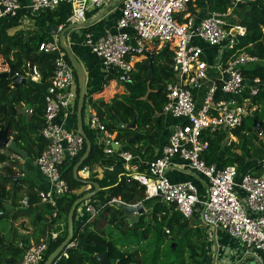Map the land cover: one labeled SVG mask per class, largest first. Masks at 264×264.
I'll return each mask as SVG.
<instances>
[{
    "label": "built area",
    "instance_id": "1",
    "mask_svg": "<svg viewBox=\"0 0 264 264\" xmlns=\"http://www.w3.org/2000/svg\"><path fill=\"white\" fill-rule=\"evenodd\" d=\"M111 1L0 0V23L13 19L22 22L28 15H39L65 3L71 5L72 10L66 24L75 23L93 7H102ZM255 1L234 0L226 11L220 12L210 11L208 0H119L121 14L116 28L99 36L87 32L84 43L102 59L108 79L114 78L119 83L132 81L136 60L140 55L152 52L149 45L155 52L164 46L173 50V78L166 84L167 101L163 113L175 118L177 123L166 142L160 145L158 156L145 160L142 155L135 154L136 151L121 148L123 141L118 132L107 127L103 118L91 110L92 105L88 106V126L95 131L105 154L117 156L121 169L146 186L145 199L162 200L185 218L196 215L204 225L222 229L241 243L264 252V157L255 159L260 170L254 171L242 172L237 164L208 163L203 153L209 143L202 139L204 130L215 131L222 126L230 130L242 126L246 117L258 108L252 97L258 95L264 86L260 77L250 80L244 71L248 64L260 58L235 49L247 28L228 21L238 6ZM201 10H206L207 14L198 20ZM62 27L60 25V29ZM200 42L219 48L217 63L207 59L209 53ZM39 49L55 55V69L45 97L44 126L41 129L47 145L35 160L47 187L37 190V194L41 202L54 208L55 217L59 198L71 192L60 166L67 159L74 160L80 155L85 139L59 118L61 114L70 115L78 98L74 67L68 61L66 51L58 37L43 40ZM229 51L233 52L223 60ZM30 68L33 81L36 76L41 78L36 66ZM106 85L107 82L102 88ZM94 96L89 92V97ZM26 111L31 113L32 108ZM232 137L235 136L230 133V139ZM14 158H18L17 155ZM176 158L183 159L189 168L206 179L204 195L192 181L174 182L170 179L167 172ZM143 166L145 170H141ZM114 167L108 166L110 170ZM90 173L89 166L81 169V174L86 177ZM120 201L127 203L119 197H113L110 203ZM28 204L29 196H26L21 205ZM79 209V214L86 213L89 218L98 213L97 206L89 202ZM166 231L171 232L170 228ZM58 235L53 223L47 237L39 242H20L24 248L20 264H43L49 239H57ZM77 245L78 241L72 240L67 248ZM64 255L69 256L67 252Z\"/></svg>",
    "mask_w": 264,
    "mask_h": 264
},
{
    "label": "trees",
    "instance_id": "2",
    "mask_svg": "<svg viewBox=\"0 0 264 264\" xmlns=\"http://www.w3.org/2000/svg\"><path fill=\"white\" fill-rule=\"evenodd\" d=\"M233 1L208 0L209 9L223 12L232 5ZM93 14H88V16L92 17ZM235 14L236 17L240 14L238 21L235 18H228L229 21L247 28L246 34L240 36L235 49L245 50L260 58L259 61L248 64L244 74L250 80L260 77L264 86V0L242 4L236 8ZM62 22L64 21L59 20L55 23L59 25ZM20 24L19 19L0 23V55L7 62L14 63L16 71L27 77L32 70L30 63L36 66L41 74V85L28 80L26 83L13 86L10 78H0V126H9V135L13 137L12 143L3 146L2 149L36 157L47 145L41 129L44 126L45 97L55 69V55L39 49L40 42L51 37L50 32L39 30L44 24L36 22L39 27L35 31L18 29L13 34L8 33L9 29ZM149 48L152 52L147 53L146 58L136 63V70L132 72V81L121 83L125 86L122 93H117L108 100L106 96L114 92L115 82H112L106 92L102 89L101 98H97L99 95L94 97L86 95L83 111V117H85L87 107L92 105L107 127L118 132V137L126 143L124 149L136 151L135 154H142L147 160L153 158L162 141V131L165 129L166 122V115L163 113V107L167 101L166 84L173 78L171 67L173 50L168 46H164L157 52L154 51L152 45H149ZM232 52L224 54L223 60H226ZM66 57L73 66L68 55ZM74 71L77 93H79L75 68ZM252 101L258 105V108L246 117L242 126L230 130L223 126L215 131L204 130L202 139L209 143V147L203 156L208 163L222 159L218 161L220 165L237 164L242 172L248 169L260 170L255 159L263 157L261 149L264 148V87L258 95L252 97ZM77 103L76 100L73 111L75 130H77ZM22 104L31 107L32 112L28 114L22 110ZM135 112L137 127L142 128L143 133L127 143L135 130L129 127L118 128L117 125L119 118L126 124L132 123ZM255 120L262 121L260 129L255 124ZM84 129L91 140L92 149L79 170L84 166H89L91 173L87 178L98 182L100 189L92 198L78 205L75 211L73 240L78 241V245L66 248L52 264H104L96 258L97 254L104 252L109 253V257L113 259L112 264H205L207 231L196 215L185 218L178 211L173 210L170 205L158 199L153 202L149 217L145 212L129 214L118 205L110 203L113 197H119L130 204L144 202L146 186L121 169L117 163V156L105 154L103 146L97 142L95 131L85 123ZM230 133L236 136L239 142L230 139ZM86 148L85 143L83 151L76 159H67L60 166L61 174L68 181L71 192L59 198L57 216H53L54 208L50 204L41 202L37 190L33 187L28 191V206L20 205L21 207L14 208L12 212L14 218L29 217L31 223L38 227L39 234L37 235H41L42 239L49 234L50 225L55 224L59 235L57 239H49L46 258L67 236V216L72 203L95 188L91 184L76 179L73 173L75 164L85 154ZM9 159L10 155L0 150V164H5ZM110 165H115L114 169L110 170L108 168ZM97 167L104 168L101 177L94 173ZM141 169L145 170V167ZM1 170L6 172L2 174ZM9 175L18 177V183H15ZM25 182L26 178L16 176L10 166L0 167L2 217L5 215L4 210L7 211L9 206L17 205V192ZM8 183L11 184L14 193L7 190ZM82 187L85 188L81 189ZM87 202L95 204L98 213L94 218H89V215L84 213L88 221L77 225L75 221L78 209ZM166 228H170L171 235L173 234L178 242L169 245L162 252L164 239L170 235ZM115 230L120 236L112 235ZM150 238L154 241H149L144 246L140 245L139 248L136 247ZM29 241V238L24 239L26 244H29ZM150 244L153 249L147 252V246ZM141 251L143 254L140 253ZM64 252H67L69 256L66 257ZM23 255L24 248L20 244L9 242V239L0 232V264H20Z\"/></svg>",
    "mask_w": 264,
    "mask_h": 264
},
{
    "label": "crops",
    "instance_id": "3",
    "mask_svg": "<svg viewBox=\"0 0 264 264\" xmlns=\"http://www.w3.org/2000/svg\"><path fill=\"white\" fill-rule=\"evenodd\" d=\"M114 1L115 0L111 1L110 3H108L105 6V7H109L108 12L110 10V7L114 6L113 5ZM117 4H119V3L117 2L115 5H117ZM71 12H72L71 5L65 3V4H62L57 9L49 10L47 12H42L39 15L32 16V17H34L35 20H33L32 18L31 19L23 18L22 21L25 20V23L29 24L30 20H33L35 23L37 22L39 24H44V26L40 27L39 30H42L45 32L48 31L51 33V37H53L52 32H51V30H52L51 25L53 23L59 21V20H62L64 22L59 24V26L63 25V27H64L66 25V18ZM87 12H92V11L89 10ZM87 12L85 13L84 18L80 21H77V22L88 21L92 17H94L96 14L100 13V12H94L92 17H89ZM120 14H121V11H120V13H118L117 19L112 23H109L105 20V18H106V15H105L102 19L98 20L95 23H91L87 26H80V27L71 28L69 31H67V34L65 32L66 41L71 46L75 55L81 61L82 65L86 71V75H87L86 91L91 92L94 95H99V97H97V98H101L100 94L103 93V92H101L102 91V85L106 82V80H108L109 75L107 73V70L104 68V66L102 64V59L99 56H97L95 53H93L91 51V49L85 45L84 36L86 35L87 31H93L92 33H94L96 36H99L100 34H103L108 29H115L116 23H117V20H118ZM206 14H207L206 10H201L199 17H198V20L200 18L206 16ZM27 20H29V21L27 22ZM228 21H229V19H228ZM31 24H33V23H31ZM68 24H70V23H68ZM35 28L37 29L38 27H35ZM129 31L131 33H133L132 29H129ZM199 44L204 46L203 44H205V43L200 42ZM205 48L207 49L210 56L213 55V53L219 52L218 47H216V48L205 47ZM213 49H215V52ZM142 56H144V55H140L139 59L136 60L135 70H136V63L139 61H142L144 59V58H141ZM29 77H30L29 80L32 81L31 72L29 74ZM34 81H37L40 84L41 78L36 76L34 78ZM108 85L109 84H107L106 86H108ZM99 88H101V90H99ZM103 90H105V89H103ZM87 95H89V94H87ZM198 100H200V97H198ZM30 108L31 107H29L28 105L22 104V109L24 111H26L27 109H30ZM74 109H75V107H74ZM89 110L90 109L87 107L86 116L84 117V123H86V119L89 118V113H90ZM91 110L95 111V108L91 107ZM26 113L29 114L30 112L26 111ZM59 118L65 120V125L68 128L75 130V122H74L73 112L67 116H64L63 114H61L59 116ZM176 123H177V120L175 118H172V117L166 115L165 129L162 131V138H163L162 142H166V140L168 139V137H169V135L173 129V126ZM12 140L13 139L11 138V141L8 145H10L12 143ZM160 149H161V147L159 144V146L157 147V149L154 153L153 158L160 154ZM1 151L3 152L4 149H1ZM14 155H17L18 158H14ZM140 155H142V154H140ZM37 156L36 157H32L29 155L25 156V155L20 154L18 151H13V154H12L13 161H15L17 163V166L23 170L22 173L16 174L14 171H13V173L16 176H20L24 179L26 178V182H25L26 188L25 189H28V191H29V188H32V187L36 190L47 187L46 179L43 176V174L40 172V170L38 169V167L35 163ZM143 158L145 160H147L146 156H143ZM221 160L222 159H218L216 162L221 161ZM0 165L2 166L3 164H0ZM141 170H143V169H141ZM103 172H104L103 167H97L94 171V173H97L98 177H101L103 175ZM167 174L170 177V179L174 182L192 181L196 185H198L202 195H204L206 193V190H207L206 179L203 176H200L196 171L189 168L183 159L176 158L175 164L169 168ZM85 175L86 174H84L83 176L86 177L87 175L86 176ZM7 187L10 188L11 186H7ZM9 204H11V202ZM14 208L16 209L15 206H13V207L9 206L7 208L8 209L7 211L4 210L5 215L8 213L10 218H11V219L8 218L9 222H10L8 231H7L6 226L0 228V232H2L7 239H9V242L19 244L20 242L24 241L25 238H29L30 239L29 242L31 243V242H37L40 239H42L41 235H37V234H39L38 233L39 232L38 227L34 226L31 223L32 221L30 220L29 217H25V216L24 217H18V218L12 217V212H13ZM78 211H80V209H78ZM145 211H146V209H145ZM0 213H2V215H3L2 208H0ZM5 215H4V217H5ZM0 217H2V216H0ZM196 218H198V220H199V217L196 216ZM86 221H88V219L85 216V214L84 213L79 214V212H78L75 224H77V225H79L81 223L83 224ZM23 224H24V226H22ZM204 227L208 228V230L210 232L207 234V240H206L207 251H209L208 252L209 257L211 259L210 263H208V264H255L256 262L257 263L261 262L264 264V252L263 251H257L255 249L248 247L247 245L241 243L239 240L234 239L232 236H230L226 231H224L222 229H214V228H210L207 226H204ZM214 250H216V251H215V254L213 256ZM234 250L237 252V254H235V255H234Z\"/></svg>",
    "mask_w": 264,
    "mask_h": 264
},
{
    "label": "water",
    "instance_id": "4",
    "mask_svg": "<svg viewBox=\"0 0 264 264\" xmlns=\"http://www.w3.org/2000/svg\"><path fill=\"white\" fill-rule=\"evenodd\" d=\"M119 0H115L113 2V5H115ZM109 7H105L100 13L96 14L94 17H92L90 20L85 22H75L70 23L69 25H65L63 28L60 29L59 25L57 23H53L51 25V32L54 37H59L60 43L63 47V49L66 51V54L68 55L69 59L71 60L73 67L76 70L77 76H78V86H79V93H78V103H77V130L78 132L84 137L85 143L87 145L85 154L78 160V162L75 164L73 173L74 177L78 180L84 181L87 184L93 185L95 188L94 190L82 195L81 197L77 198L71 205L69 213H68V232L67 236L64 239V241L54 250L52 251L49 256L45 259L43 264H52L54 260L61 255V253L68 247V245L71 243L73 239L74 234V215L75 211L81 203L89 200L92 198L95 194L98 193L100 189V185L98 182L83 178L79 174V168L84 163V161L88 158L91 149H92V143L91 140L88 138L85 129H84V118H83V111L85 107V99H86V81H87V75L86 71L81 63V61L78 59V57L73 52L71 46L66 41V35L65 32L69 31L71 28L74 27H80V26H87L91 23H95L98 20L102 19L108 12ZM152 66V64H150ZM0 78H10L13 82V86H17L21 83L27 82V77L25 75H22L20 73H17L15 69L14 63L11 61H8V69L0 72ZM135 112V118L130 124L124 123V121L119 118L118 128L121 127H129L135 130L134 135H132L127 143L131 142L132 140L136 139L140 134L143 132L137 127V117ZM255 124L260 129L262 125V121H256ZM9 126L1 127L0 128V149L3 146H7L11 141V136L9 135ZM126 145L124 143L121 148H123ZM9 177L15 181V183H18L19 178L15 177L13 175H9ZM118 206L123 208L127 213L129 214H143L145 212V207L142 202H138L136 204H128L125 202L120 201L118 203ZM0 216H2V213H0ZM96 258L101 261L104 264H112L113 259L109 257L108 252H104L102 254H97ZM79 264V263H78Z\"/></svg>",
    "mask_w": 264,
    "mask_h": 264
},
{
    "label": "rangeland",
    "instance_id": "5",
    "mask_svg": "<svg viewBox=\"0 0 264 264\" xmlns=\"http://www.w3.org/2000/svg\"><path fill=\"white\" fill-rule=\"evenodd\" d=\"M118 3H119V4L110 7V10H109V12L106 14V18H105V20H106L107 22L112 23V22H114V21L117 19L118 13H120V11H121L120 2H118ZM105 6H106V5H104V6H102V7H93L92 10H91L92 12H87V14H91V13H94V12H100V11H102V9H103ZM234 14H235V13H233L232 15H230L229 18H235V20H237V18L240 17V14H239L237 17H236V14H235V15H234ZM32 16H34V15H28L26 18H28V19H31V18H32L33 20H35L34 17H32ZM87 18H88V17H87ZM33 20H30V23H29V24H28V23H25V20L22 21L20 25H18V26H16V27H12L11 29H9L8 33L13 34L14 31H15V30H18V29H32L33 31H35V29H36L35 27H39V26L36 25V23H35ZM28 21H29V20H27V22H28ZM237 21H238V20H237ZM31 23H33V24H31ZM30 24H31V25H30ZM68 25H69V24H68ZM203 45H204L205 47H207V48H210L209 46H207V45H205V44H203ZM213 50H214V52H215V49H213ZM141 58H146V56L144 55V56H142ZM218 58H219V54H218V52H217V53H213V55H211V56L207 54V59H208L210 62L217 63V62H218ZM6 69H8V62H7V60H5V58H3V57L0 55V72L4 71V70H6ZM106 82H108L107 84H109V85L106 86V88H104V89H105L104 92H106V89L112 84V82H115L114 92H113L112 94L106 96V97H108V100H110V98H111L113 95H115V94H117V93H122V92L125 90V86L122 85V84L119 83V82L117 83V81H116L114 78H110V79L106 80ZM22 110H23V109H22ZM85 116H86V114H85ZM85 124L88 125V119H86V123H85ZM139 129L143 131L142 128H139ZM9 133H10V132H9ZM11 138L13 139L12 136H11ZM232 139H234L236 142H239V140H238V138H237L236 136H235V137H232ZM162 141H163V138H162ZM162 141H161L160 145L163 144ZM234 149L237 150L238 148H234ZM3 152L9 154V155H10V159L7 160L6 163L3 164L2 166H4V165H8V166H10V167L13 169V171H14L16 174H18V173H22L23 170L17 166V163H16L15 161H13V158H12V154H13V152H7L6 149H4ZM261 156H264V149H263V148L261 149ZM2 166H0V167H2ZM1 172H2V174H4L6 171L1 170ZM27 173H28V172H27ZM27 173H26V174H27ZM23 179H24V178H23ZM23 184H24V183H23ZM7 186H11V184L8 183ZM25 188H26V185L24 184V185H22V188L17 192V198H16L17 205L15 206L16 208H18V206L21 207V206H20V205H21V200H22L24 197L29 196V194H28V189H25ZM83 188H85V187H82L81 189H83ZM7 190L11 191V193H14V192H15V191L12 190V186H11L10 188L7 187ZM78 190H80V189H78ZM155 200H156V199H146V200L144 201V203H143V204H144V207H145V209H146L145 213H147L146 215H147L148 217L151 215V209H152V206H153V202H154ZM8 218L11 219L8 213L5 215V217H4V216H3V217H0V228L6 226L7 231H8L9 224H10ZM22 226H24V224H23ZM204 226H206V225H204ZM207 227H208V226H207ZM107 228H110V227H107ZM205 229H206V231H207V234L210 233L209 230H208V228H205ZM9 231H10V230H9ZM12 231H13V230H12ZM113 234H114V237L120 236V235H119V232H118L117 230H115V231L112 233V235H113ZM169 234H170V235L167 236V237L164 239V242H163V245H162V249H163L162 252H164V249L167 248L169 245H171V244H175V243L178 242V240H176V239L174 238V235H173V234H172V235H171V233H169ZM14 235H15V234H14ZM39 239H40V238H39ZM149 241H154V239H153V238H150V240H148V241H144V242H141V244L137 245L136 247L139 248L140 245H141V246H144V245H146ZM248 247H249V246H248ZM250 248H252V247H250ZM152 249H153V246H152L151 244L147 246V252L152 251ZM252 249H254V248H252ZM215 251H216V250L213 251V256H214V254H215ZM208 252H209V251H207L206 254H205V256H204V262H205V264L210 263V260H211L210 257H209V253H208ZM140 253L143 254L142 251H141ZM150 254H151V253H150ZM186 254H187V253H186ZM235 254H237V252L234 250V255H235ZM144 255H145V254H144ZM147 255H149V254H147ZM163 257H164V256H163ZM214 258H215V257H214ZM213 261H214V260H213Z\"/></svg>",
    "mask_w": 264,
    "mask_h": 264
},
{
    "label": "clouds",
    "instance_id": "6",
    "mask_svg": "<svg viewBox=\"0 0 264 264\" xmlns=\"http://www.w3.org/2000/svg\"><path fill=\"white\" fill-rule=\"evenodd\" d=\"M66 25H67V24H66ZM59 27H60V26H59ZM62 28H63V27H62ZM53 37H54V36H53ZM53 37H49V38H53ZM57 37H58V36H57ZM58 38H59V37H58ZM31 66H32V64L30 63V67H31ZM30 72H31V71H30ZM29 74H30V73H29ZM29 74H28V77L26 76V77H27V81H28L29 78H30V77H29ZM32 81H33V80H32ZM33 82L38 83L37 81H33ZM102 89H104V88H102ZM87 94H89V92H87ZM87 94H86V95H87ZM77 102H78V98H77ZM74 107H75V106H74ZM73 111H74V109H73ZM73 111H72V112H73ZM25 112H26V111H25ZM72 112H71V113H72ZM83 118H84V117H83ZM73 130H74V129H73ZM77 131H78V130H77ZM9 132H10V131H9ZM122 141H123V140H122ZM123 144H124V143H123ZM1 149H2V148H1ZM1 149H0V150H1ZM79 174L81 175V177H83V178H87V177H84V176L81 174V170H79ZM87 179H88V178H87ZM127 203H128V202H127ZM142 203H144V202H142ZM128 204H130V203H128ZM116 205H118V204H116ZM170 233H171V232H170ZM72 240H73V239H72Z\"/></svg>",
    "mask_w": 264,
    "mask_h": 264
}]
</instances>
